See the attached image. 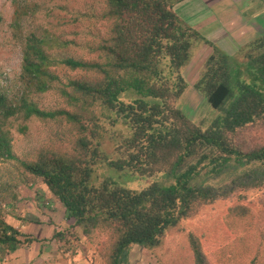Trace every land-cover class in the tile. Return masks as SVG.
I'll return each instance as SVG.
<instances>
[{
    "label": "trees",
    "instance_id": "trees-1",
    "mask_svg": "<svg viewBox=\"0 0 264 264\" xmlns=\"http://www.w3.org/2000/svg\"><path fill=\"white\" fill-rule=\"evenodd\" d=\"M181 1L103 0L99 14L78 16L106 23L105 35L87 42L31 31L21 88L15 97L0 89V157L43 179L72 225L96 240L105 264H129L134 248L156 252L181 220L232 196L238 202L229 206V226L235 230L260 218L262 226L254 228L264 239V22L257 21L260 32L239 48L242 61L233 64L231 55L176 13ZM250 1L248 12L264 11V0ZM200 40L213 46L195 83L215 109L204 124L178 107L188 87L182 73ZM50 89L61 94L62 106L38 107L34 95ZM101 108L122 130L114 153L102 148L110 144L107 135L97 139ZM14 116L62 118L71 127L21 159L4 128ZM255 191L257 205L243 201ZM19 217L0 212V262L36 240L16 227ZM193 233L194 264H214ZM54 236L66 238L65 230Z\"/></svg>",
    "mask_w": 264,
    "mask_h": 264
},
{
    "label": "rangeland",
    "instance_id": "rangeland-1",
    "mask_svg": "<svg viewBox=\"0 0 264 264\" xmlns=\"http://www.w3.org/2000/svg\"><path fill=\"white\" fill-rule=\"evenodd\" d=\"M250 2V0H183L177 3L174 9L183 20L197 27L216 48L231 55L234 58L231 63L237 64L242 61V57L238 56L239 48L249 47V38L251 36L253 38L261 30L257 21L264 22L263 10L248 12L252 6ZM103 6V0H0V89L15 97L14 91L21 88L25 38L31 31H40V34H50L62 40L75 39L81 42L95 40L105 35L106 23L95 18L81 21L78 16L91 12L97 15ZM248 13L254 18L251 19ZM206 45L210 46L207 41L197 44L191 68L187 67L184 72L190 84L178 101V107L191 120L203 124L215 115V109L205 99L203 93L194 87L200 67L208 56ZM33 101L38 107L47 110L62 106L61 94L55 89L36 93ZM97 114L99 115L97 121L101 123L99 128L97 121L95 122L98 127L97 139H101L99 138L101 133L107 135L110 144L102 148L114 153L111 148L116 147L114 146L116 137L121 135L122 130L119 125H112L108 121L107 109L98 110ZM109 125L113 127L107 128ZM70 127L71 124L62 118L44 120L31 117L24 120L22 116H14L5 123L4 128L10 131L14 152L24 159L33 157L34 150L38 146H43L49 135L65 133ZM75 137L76 135L73 136ZM102 137L104 142L106 137ZM69 150L75 151V148ZM251 200L257 205V201L260 200L258 191L249 193L247 200L243 198L246 203ZM236 202L237 196L220 198L195 216L181 220L167 232L164 243L156 252L147 248H134L129 254V264H194L189 232H194L200 238L205 254L214 264H264V239L260 232H256L260 224L258 221L261 219L256 218L253 226L238 223L235 230L229 226L230 222L227 221L229 206ZM0 212L5 217L19 215L24 226L46 227L45 232L50 236L44 243L47 250L58 251L60 248L69 264H73L72 259L76 256L86 259V264H105L96 240L86 237L80 227L72 225L73 218L69 219L65 206L47 189L43 179L26 174L16 161L6 157H0ZM16 223L18 224L17 221ZM23 227L22 231L24 229L26 232L27 228ZM55 228L59 230L65 228L66 238L51 235L50 232ZM100 237L99 240L103 238ZM6 256V261H9V254Z\"/></svg>",
    "mask_w": 264,
    "mask_h": 264
},
{
    "label": "crops",
    "instance_id": "crops-1",
    "mask_svg": "<svg viewBox=\"0 0 264 264\" xmlns=\"http://www.w3.org/2000/svg\"><path fill=\"white\" fill-rule=\"evenodd\" d=\"M60 223L62 224V222ZM25 227L27 228V230L25 232L23 229L24 233L33 236L34 238H36V240L27 245H21L15 250L8 251L9 261L2 262V264H69L68 259H66V257L62 255L60 248H57L58 251L47 250L46 244L44 243L45 241L47 242V238H50V236H48L49 234L45 232L46 227L36 228L32 225H25L23 228ZM54 231L55 229L50 232L52 233L51 235H54ZM42 237L44 239H42ZM72 260L73 264H75L76 262L79 264L87 263L86 259L84 260L83 258H80V256H76Z\"/></svg>",
    "mask_w": 264,
    "mask_h": 264
},
{
    "label": "clouds",
    "instance_id": "clouds-1",
    "mask_svg": "<svg viewBox=\"0 0 264 264\" xmlns=\"http://www.w3.org/2000/svg\"><path fill=\"white\" fill-rule=\"evenodd\" d=\"M244 17V16H243ZM195 29H197V27H195L194 25H192ZM198 30V29H197ZM199 31V30H198ZM200 32V31H199ZM201 33V32H200ZM202 34V33H201ZM203 35V34H202ZM258 35V34H257ZM256 35H254L253 36V38L255 37ZM252 38V36L249 38L250 39V41L253 39ZM200 42H202V43H205L206 41H197L196 43H195V47H194V49H193V53H192V55L193 56H191V60H190V62L187 64V66L185 67V69L183 70V76L185 77V79H186V76H185V74H184V72H185V70H186V68L187 67H190V65H191V62L194 60V58H195V56H196V51H197V49H196V47H197V44L198 43H200ZM209 44V43H208ZM210 45V44H209ZM206 46H208V45H206ZM196 49V50H195ZM212 51H213V46L212 45H210V46H208V51H207V55L209 56L211 53H212ZM208 56H207V58H208ZM206 58V59H207ZM233 58V57H232ZM206 59H205V61H206ZM205 61H204V63H205ZM204 63L201 65V67H200V71H199V73H198V77L196 78V81L199 79V77L201 76V71H202V67L204 66ZM191 68V67H190ZM187 80V79H186ZM188 81V80H187ZM196 83V82H195ZM195 83H194V87H196L195 86ZM189 82H188V86H189ZM185 93V92H184ZM204 95V94H203ZM181 109V108H180ZM182 110V109H181ZM183 111V110H182ZM184 112V111H183ZM198 123V122H197ZM16 227L19 229V230H21L22 231V229H21V227H23V224L21 223V224H17L16 223ZM62 228H63V226H62ZM55 230L56 231H64L65 230V228L64 229H62V230H59V229H57V228H55ZM23 232V231H22ZM26 234V233H25ZM54 234H55V232H54ZM54 236V235H53ZM55 237V236H54ZM58 238H60V237H58ZM21 246V245H20ZM7 254H9V253H7ZM6 254V255H7ZM4 256V258H3V260L0 262V264L2 263V262H5L6 261V258H7V256Z\"/></svg>",
    "mask_w": 264,
    "mask_h": 264
}]
</instances>
